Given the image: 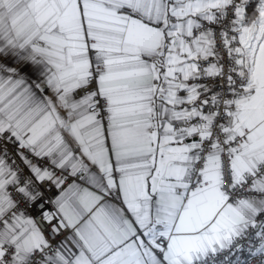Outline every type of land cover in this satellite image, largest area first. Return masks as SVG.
Segmentation results:
<instances>
[{
  "label": "snow or ice",
  "instance_id": "snow-or-ice-1",
  "mask_svg": "<svg viewBox=\"0 0 264 264\" xmlns=\"http://www.w3.org/2000/svg\"><path fill=\"white\" fill-rule=\"evenodd\" d=\"M0 264H264V0H0Z\"/></svg>",
  "mask_w": 264,
  "mask_h": 264
}]
</instances>
